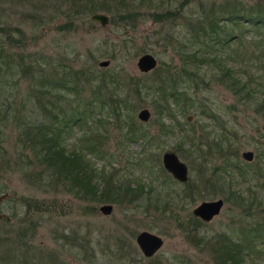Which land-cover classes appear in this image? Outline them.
Returning <instances> with one entry per match:
<instances>
[{"label": "rangeland", "instance_id": "obj_1", "mask_svg": "<svg viewBox=\"0 0 264 264\" xmlns=\"http://www.w3.org/2000/svg\"><path fill=\"white\" fill-rule=\"evenodd\" d=\"M85 1L0 0V264H215L207 244L223 234L241 237L244 252L246 240L250 264H264V202L251 200L258 206L245 217V196L264 192V114L258 106L264 102V25L223 20L225 31L213 47L195 34L205 9L208 17L214 11L224 16L238 2L255 9L264 0H107L110 8L94 10L108 14L104 25L89 18L93 11L80 10ZM125 11L130 16L123 19ZM143 52L156 58L146 72L135 63ZM101 59L108 63L99 65ZM31 60L35 65L27 73ZM49 63L56 80L64 75L70 83L86 66L116 75L123 84L119 95L127 91L130 104L117 121L105 104H95L86 117L70 122L62 138L66 148L87 157L100 178L98 189H111L114 199L90 198L70 179L50 175L28 144L30 125L49 119L37 99L66 113L83 109L95 88L83 75L80 96L57 98L58 83L51 89L56 97L45 94L39 76ZM221 70L244 86L235 92L221 84ZM135 77L151 86L147 94L134 90ZM247 82L255 88L248 98ZM157 85L189 96L180 94L176 102L168 97L162 108ZM141 107L149 111L145 121L136 115ZM130 119L134 131L145 135L129 136ZM166 150L185 162V181L163 168ZM244 150L252 151L250 160L241 156ZM136 183L142 188L136 198L130 190L113 194ZM151 187L146 199L143 192ZM215 198L223 203L209 220L192 213L199 201ZM101 203H110L111 211L101 212ZM141 229L163 240L150 256L135 243Z\"/></svg>", "mask_w": 264, "mask_h": 264}, {"label": "trees", "instance_id": "obj_2", "mask_svg": "<svg viewBox=\"0 0 264 264\" xmlns=\"http://www.w3.org/2000/svg\"><path fill=\"white\" fill-rule=\"evenodd\" d=\"M107 0H86L82 5H80V10L82 12L86 11H94V10H105L106 8H110L109 4H105ZM77 4V3H75ZM77 6H72V12L77 13L79 10ZM106 9V10H107ZM210 9H205L204 13V21L197 19L195 23L196 27H199L198 32H196V38H201L199 41L205 42V44H209L213 47L215 44L220 43V39L217 37L219 36L220 32H224V26L222 24L223 20L231 19L234 22H237L240 18H245V20L251 22L253 25H264V7L261 6L260 3H257L256 8L252 9L251 7L246 8L240 2L236 4V6L229 9L226 15H216L215 11L210 14ZM130 16V12L125 11L120 14V17L125 19L126 17ZM208 17V18H207ZM113 19L112 17H110ZM70 20L67 21V23ZM202 22V23H201ZM223 28V29H222ZM4 36L7 37V34L4 33ZM207 53V52H206ZM190 59V58H189ZM213 59V58H212ZM210 59V60H212ZM199 63L201 61L197 60ZM53 64V65H52ZM61 64V63H59ZM35 65L34 61L31 60L28 62L27 66H31L27 71V73H31L32 66ZM50 69L47 71H41L39 76V81H41V85L47 86L41 88L45 94L48 95L49 93H53L51 89H55L54 84L58 83V88H62L61 93H57L56 96L68 95L73 94L75 96H80L82 93V89H77V83L80 79V76L83 78V82L91 84L95 82V88H92V95L87 97V101L85 103V107L82 109H77V107H70L68 112H61L57 113V109H53L50 107L48 101L44 99H37L36 103L38 106L41 107L40 112L44 114V116H49L48 121H43V119L34 121V124H31L29 130L27 131V135L29 138V145L33 148L34 155L38 157L44 163V168L47 172L56 178L70 179V184H73L75 188H80V192H85L86 195L90 196V198L96 200H107V199H114L115 194H120L124 192L125 194H133V198H136L140 193L142 194L141 185L136 183L134 187L128 188L124 187L123 191L115 190L113 193L114 197H109L108 194L112 192L111 189L101 187L98 189V183L100 178H97L98 174L95 172L94 167L88 161L87 157H83V153L81 154L80 151L74 149H68L62 143V138L64 136V132L70 126V122L73 120H77L79 116H85L86 113H90L92 111L93 106L98 104L99 106H103L105 104V112L114 116V120L118 118L120 114L123 113L124 110H127L129 106V96L126 93L127 91H123V95H119V92L123 90V84H120V81L116 78V75H112L110 72H94L92 68L83 67L82 70H77L75 78L69 83L65 80L64 75H62L60 80H56L54 78L55 75V65L54 63H49ZM52 65V66H51ZM221 78L218 77L219 82L221 84H227L229 88H232L233 91L236 92L240 88V86H244L243 83H239L238 80L235 79L234 76H231L229 71H220ZM194 73V72H193ZM192 71L184 72L185 75H192ZM33 75V73H32ZM138 77L133 79V86L134 90L139 93L140 91H144V94H147L150 90L151 86L139 81ZM240 84V85H239ZM259 85H261L259 83ZM104 88V90H103ZM188 88V87H187ZM40 89V88H39ZM155 90H160V99L161 101L164 100L163 104L160 105L162 108L166 107V99L169 97L173 102L177 101V98L180 94H183L184 98L189 96L187 95L186 90L176 91L173 88H165L161 87V85H157ZM231 89V90H232ZM101 90L103 92H101ZM255 91V88L247 83H245V96L248 98V93L251 95ZM41 93V92H40ZM115 93V94H114ZM55 96V93H53ZM42 96V93H41ZM55 96V97H56ZM162 103V102H161ZM158 105V104H157ZM159 106V105H158ZM159 106V111H160ZM258 106H261V113L264 114V102L258 103ZM33 107H31L32 109ZM34 109L32 110V112ZM37 115V110H35ZM33 112V113H35ZM31 113V114H33ZM86 117V116H85ZM128 130L131 133L129 136L137 134L138 135H145V133L139 132L136 133L133 129L132 120H128L127 122ZM132 130L134 132H132ZM128 132V133H129ZM150 135V134H149ZM152 136V135H151ZM179 146V145H178ZM93 147V145H91ZM237 167L239 165L236 164ZM234 166V167H236ZM252 167L248 168L250 170ZM253 169V168H252ZM246 171V169H245ZM216 184V183H215ZM118 187V186H117ZM116 189H119L116 188ZM155 189V187L148 188L147 191H144L146 195V199H148V194ZM139 191V192H138ZM79 192V194H80ZM82 194V193H81ZM264 194V192H263ZM263 194L257 195L254 194L253 196H245V217L248 216L254 208L258 205H253L251 200H254L256 204L260 203V199L264 202ZM89 198V197H87ZM248 198V199H247ZM246 200L248 203H246ZM154 206L157 207V200L154 202ZM161 210H164V206ZM264 232V223L262 225ZM251 236L257 237L254 234V230L250 232ZM207 241V240H206ZM208 248L212 260L215 264H250V259H247L246 255L248 253L247 250V241L245 240V252L244 246L241 241V237H236L234 235L226 234L223 236L215 235V238L211 239L208 242ZM48 260L54 261L55 259H37L39 264H47L49 263ZM27 261V259H26ZM37 264V263H36Z\"/></svg>", "mask_w": 264, "mask_h": 264}, {"label": "water", "instance_id": "obj_3", "mask_svg": "<svg viewBox=\"0 0 264 264\" xmlns=\"http://www.w3.org/2000/svg\"><path fill=\"white\" fill-rule=\"evenodd\" d=\"M89 18L101 25L108 22V14L102 11H93L89 14ZM108 63V59H101L98 64L104 66ZM136 66L139 71L146 72L152 69L156 64V58L153 54L149 52H143L136 58ZM137 117L141 121H145L149 116V111L145 107H141L137 111ZM241 156L246 160H250L252 157L251 150H244L241 152ZM161 164L163 168L176 180L185 181L187 178V167L185 162H183L173 151L166 150L161 154ZM4 193L0 194V201L4 197ZM221 198L208 199L199 201L193 208L192 213L202 220H209L213 215L219 212L222 205ZM98 209L103 213H108L112 209L110 203H101ZM1 216V213H0ZM135 243L139 248L140 252L144 256L152 255L162 244L163 240L160 235L148 231L146 229H141L135 234ZM152 264H159L154 262Z\"/></svg>", "mask_w": 264, "mask_h": 264}, {"label": "flooded vegetation", "instance_id": "obj_4", "mask_svg": "<svg viewBox=\"0 0 264 264\" xmlns=\"http://www.w3.org/2000/svg\"><path fill=\"white\" fill-rule=\"evenodd\" d=\"M142 254V253H141ZM143 255V254H142ZM144 256V255H143Z\"/></svg>", "mask_w": 264, "mask_h": 264}]
</instances>
